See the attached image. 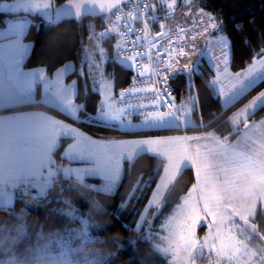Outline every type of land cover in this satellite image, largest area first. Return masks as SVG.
I'll return each mask as SVG.
<instances>
[{
	"label": "snow or ice",
	"instance_id": "obj_1",
	"mask_svg": "<svg viewBox=\"0 0 264 264\" xmlns=\"http://www.w3.org/2000/svg\"><path fill=\"white\" fill-rule=\"evenodd\" d=\"M66 4L73 10L72 19L82 20L85 12L100 13L107 25L99 33L89 25L88 43L82 45L85 56L81 64L87 62L86 76L92 78L99 96L94 112L85 111L81 117L84 106L76 103L77 81L65 83L69 69L84 74L83 67L75 69L71 61L57 69L54 76L56 94L64 105L62 112L74 120L133 138L97 140L71 123L48 116L41 126L47 141L50 170L58 167L53 153L62 134L74 138L66 155L76 160L92 156L96 161L91 169L78 167L63 171L66 174L98 171L105 178V185L113 187L124 177L126 164L131 175L136 160L142 154L151 155L157 181L140 172L127 195L129 199L136 198L149 183H154L147 203L157 207L180 188L184 172L191 170L193 180L179 195L175 211L167 217L164 227L168 234L162 238L165 243L157 247L171 258L172 264H197L198 259L206 260L207 264H264V229L253 222L257 217H264V117L250 119L258 109L264 108V88L228 117L232 131L227 134L203 131L193 135L186 132L143 135L152 131L178 132L192 123L191 114L198 110L199 100L198 94L192 92V74L198 68L194 56L200 52L201 42L214 69L207 83L215 87L226 104L235 103L264 83V32L256 29L258 35L254 37L245 31L243 23L233 22L230 27L221 13L208 11L194 0H184L191 24L176 23L173 29L161 19L160 30L154 35L150 20L156 19L157 6L151 0H134L127 12L123 0H66ZM164 4L166 16H174L177 0H164ZM32 6L46 12L53 3L33 0ZM137 22L142 27L137 28ZM110 33L117 37L118 60L133 72L130 86L118 93L114 92L113 82L104 71L108 51L103 44ZM254 38L260 41L258 53L244 68L232 71L230 63L237 60V42L250 44ZM141 47L144 52L138 50ZM161 50L164 55L156 59ZM145 58L155 63H142ZM177 70L190 74L189 95L182 96L179 102L169 83ZM137 76L141 79L137 80ZM134 116L138 119L134 120ZM12 127L10 121L0 123V128ZM6 139L10 141L0 137V149H6ZM139 220L143 221L144 217L140 216ZM202 224L206 225L207 232L199 237L197 229ZM253 238H260L261 242L253 246Z\"/></svg>",
	"mask_w": 264,
	"mask_h": 264
},
{
	"label": "trees",
	"instance_id": "obj_2",
	"mask_svg": "<svg viewBox=\"0 0 264 264\" xmlns=\"http://www.w3.org/2000/svg\"><path fill=\"white\" fill-rule=\"evenodd\" d=\"M57 4H62L66 0H55ZM200 5L205 9L214 13H221L226 22L231 24L233 22L243 23L245 31L251 33L254 37L258 35L256 29L264 32V0H198ZM33 0H0V29L7 25L10 18L16 16H24L29 14H41L42 18H38V22H33L25 36V40L33 44L32 51L25 61V68L45 67L49 73H54L61 66L69 61H75L79 64L82 56V45L84 40L89 34V25H92L98 32L102 31L107 21L103 15L96 18L84 16L80 21L74 19H67L59 23L51 22L45 16L44 11L35 10L33 8ZM161 19L165 18V14ZM254 21L250 24L249 21ZM40 24V25H39ZM111 51L113 45L111 38H105ZM260 41L253 39L250 44H241L237 42L235 63L231 66L233 70H240L246 66V62H250L251 58L259 51ZM112 53V52H111ZM109 69H112L115 88L118 91L121 87L129 84L131 80L132 71L128 67L121 65L116 61H111ZM78 73L74 72L70 76L73 78ZM80 80L79 101H84L86 111L94 112L96 102L99 99L98 93L90 91L86 93L83 88L82 79ZM188 75L186 73L178 76L173 84L175 86L178 98L189 92L187 88ZM192 91L198 94V110L195 113L197 117L203 118L206 128L216 131L218 133L227 134L232 131L231 124L228 122L230 112L234 109L223 110L219 98L214 94L212 88L208 85L206 80L199 74H194ZM256 91H252L247 96L249 97ZM246 98V97H244ZM244 100V99H243ZM241 100V101H243ZM20 107H12L0 110V112H8ZM264 116V108H261L250 119H260ZM215 117V118H214ZM198 122V121H197ZM91 131L108 136H119L115 130L99 127L94 124L86 125ZM154 132V131H152ZM150 133V132H147ZM143 133V134H147ZM234 139V136L232 137ZM68 140H64L56 151V155L60 157L63 148ZM155 161L151 155L142 154L136 160L129 175V166L125 165V175L116 190V196L113 198L111 207L116 209L117 204L124 203L126 208L119 213L115 218L112 227L124 226L126 234V250L122 255L129 259V264H170L166 255L155 249L152 244L146 239V232L150 225L151 220L157 226L164 215L170 213L175 204L179 202L178 197L186 191L193 180V173L191 170L184 172L183 180L181 181L180 188L166 199L159 207L151 208L145 219L142 227L137 229L139 217L147 208V200L150 198L151 190H154L155 184L149 183L148 187L143 189L142 193L138 194L136 198L129 199L127 192L134 182V178L140 172H145L151 176L152 181H157V176L152 170ZM61 181H67L66 177H59ZM92 181H98L97 178H92ZM82 207L87 205L81 202ZM258 227L264 229V217H257L254 219Z\"/></svg>",
	"mask_w": 264,
	"mask_h": 264
},
{
	"label": "clouds",
	"instance_id": "obj_3",
	"mask_svg": "<svg viewBox=\"0 0 264 264\" xmlns=\"http://www.w3.org/2000/svg\"><path fill=\"white\" fill-rule=\"evenodd\" d=\"M48 164L39 146L22 161L0 149V264H129L124 226L112 227L126 208L111 207L114 187L81 174L36 182Z\"/></svg>",
	"mask_w": 264,
	"mask_h": 264
},
{
	"label": "crops",
	"instance_id": "obj_4",
	"mask_svg": "<svg viewBox=\"0 0 264 264\" xmlns=\"http://www.w3.org/2000/svg\"><path fill=\"white\" fill-rule=\"evenodd\" d=\"M163 11L164 8L161 9V12ZM26 16L27 15L12 17L8 20L7 25L4 28L0 29V110L21 106V108H17L12 111L2 113L0 112V123L4 121H10L13 123V127L10 129L0 128V137L10 138V141L6 139V149H9L11 151L14 159L17 161L29 159L32 155L33 148L36 146L42 147L46 151H48L46 137L41 126V122L46 120L48 116H52L58 120H64L67 123H71L75 127L80 128L81 131L86 132L89 136H92L97 140H103L108 137L133 138L131 136H108L97 134L87 128L86 125L91 123H84L74 120L66 113L62 112L64 110H61V108H57L55 104H51L50 102H48V100H45L44 97L45 95H47L48 91L51 94L52 100L57 96L55 91L56 83H49L46 81V77L49 72L45 67L25 68L24 66L25 61L29 57L33 48L32 43L25 40V36L29 30L30 25L34 21H31ZM37 17L42 18L41 14H37ZM76 67H78L77 63ZM55 73L56 71L49 74H51L53 77ZM70 75L66 76L65 83L71 84V82L73 81V78H71ZM6 79H8L9 81L8 85H6L5 83ZM17 79H21V81L19 83H16ZM19 87H21V91H8L9 88L14 89ZM213 92L215 95L217 94L216 91ZM6 93L8 94L5 95ZM78 95L79 94H77L76 103L79 102ZM216 96L219 98L222 105L221 97L219 95ZM244 97H242L241 99L246 100L248 98V96L246 98ZM58 99L59 97L57 98V100ZM244 100H240L241 102L233 105L234 109L232 110V112H230L229 117L235 110H238L237 107H239L244 102ZM55 103L57 105V102ZM231 107L226 108L222 105L223 110L229 109ZM84 114L85 112L82 111L81 115L84 116ZM206 130L213 131L206 128V124L204 126H200L198 122L192 121L188 128L181 129L178 132L154 131L143 135H182L185 132L188 135H193ZM73 139V137L65 134H62L60 136L59 146L64 140H68V142L63 148L60 157L56 155V151L59 146L54 150L53 159L55 161V165H57L58 167H56L55 171H52L50 170L48 164L45 172L40 176L34 178L35 181H44L46 178H68L66 173L63 171L64 168L74 169L78 167H85L91 169L92 165L96 163L94 157L88 156L84 160H76L73 159L70 155H66V152L68 151V145L72 143ZM67 174L76 173L69 172ZM81 175H83L87 182L101 183L105 180V178L101 176L98 171H96L94 174L85 172ZM92 178H97L98 181H92ZM121 180H118L117 182H121ZM153 207L157 206L148 204L147 208L141 216H143L145 219L148 211ZM140 222L144 223V220H139L138 224H140Z\"/></svg>",
	"mask_w": 264,
	"mask_h": 264
},
{
	"label": "rangeland",
	"instance_id": "obj_5",
	"mask_svg": "<svg viewBox=\"0 0 264 264\" xmlns=\"http://www.w3.org/2000/svg\"><path fill=\"white\" fill-rule=\"evenodd\" d=\"M194 3L195 4H198V5H200V3H199V1L198 0H194ZM201 6V5H200ZM207 10V9H206ZM209 11V10H208ZM166 13H167V10L166 11H164V14H165V18H164V20H165V22L168 24V26L169 27H172L173 29H175V25H176V23H178V22H180V21H182V20H191V16L189 15V14H187V12H186V6H185V4H184V0H177V6H176V8H175V15L174 16H171V17H169V16H166ZM26 17H28L31 21H34V22H38L39 20H38V18H37V14H29L28 16H26ZM40 25V24H39ZM94 28V27H93ZM95 30V29H94ZM97 33H99L97 30H95ZM88 36H89V34L87 35V37L85 38V40H84V44H87L88 43ZM110 38H111V43H112V45H113V50H114V48H115V39H114V37H113V34L112 33H110ZM33 45V44H32ZM103 46L105 47V49L108 51V59L106 60V62H105V64H104V71H105V73L107 74V76H108V78L110 79V80H112V82H113V86H114V88H115V84H114V78H113V75H112V69H109V64H110V62L112 61V51H111V49H110V47L107 45V44H105V42H104V44H103ZM200 48H201V50H200V52L196 55V56H194V60H195V62H196V64L198 65V68L196 69V72H198L205 80H206V82L208 81V79L211 77V75H213L214 74V69L212 68V61H211V59H210V57L207 55V50H206V48H205V46L203 45V42H201L200 43ZM84 56H85V53H84V51L82 50V58H81V61L83 60V58H84ZM81 61L79 62V64L77 63V62H75V61H71V62H73V65H74V68L75 69H79L80 67H83V69H84V74H78V75H75L74 77H73V79L72 80H76L77 81V89H78V91H79V85H80V83H79V79H82V82H83V88H84V90H85V92L86 93H89L90 91H95L96 92V90H95V88H94V85H93V80H92V78L91 77H87L86 76V72H87V62L85 61L83 64H81ZM76 63L78 64V67H76ZM231 64L232 63H230V68H231V70L232 71H239V70H233V68H232V66H231ZM126 67H128V65L127 64H124ZM62 67L63 66H61L59 69H62ZM183 71V70H182ZM72 72L74 73H76L77 71H75V70H73V69H70V71H68V73L66 74V76H69L70 74H72ZM185 72V71H184ZM195 72V73H196ZM78 73V72H77ZM187 75H188V78H189V73H187V72H185ZM194 73V74H195ZM194 74H192L193 75V77H194ZM55 76V75H54ZM54 76L52 77V75L51 74H47V77H46V81L47 82H49V83H55V78H54ZM66 76H65V80H66ZM17 77H18V75H17ZM52 77V78H51ZM15 80V79H14ZM13 80V81H14ZM21 81V79H17V81H16V83H19ZM193 82H194V80H193ZM6 85H8V83H9V81H8V79H6ZM211 88H212V90L213 91H216L215 90V87L214 86H210ZM262 88H264V83H262V84H260V85H257L256 87H254L252 90H250L247 94H246V96L245 97H247V95L249 94V93H251L252 91H256V92H254L253 94H251L246 100H244V102L239 106V107H237V109H239V108H241L245 103H247V101L249 100V99H251L252 98V96H254V95H256L257 94V92L259 91V90H261ZM8 91H21V87H19V88H14V89H10L9 88V90ZM78 91H77V94H79L78 93ZM193 92V94H197L195 91H192ZM8 93H6L5 95H7ZM189 95V92H184V94H182V96L183 97H187ZM216 95H218V94H216ZM181 96V97H182ZM180 97V98H181ZM244 97V96H243ZM45 100H48V102H50L51 104H55V106H57V108H61V110H64V105H63V103L61 102V100H60V98L57 100V96L52 100V97H51V94H50V92L48 91V93H47V95H45ZM76 98H77V96H76ZM242 98V97H241ZM239 99V100H237L235 103H229V104H226L225 102H224V98L223 97H221V102H222V105L223 106H225L226 108H228V107H231V106H233L234 104H236V103H238V102H241L240 100H243V99ZM180 100V99H179ZM55 102H57V105H56V103ZM78 104H80V105H83L84 106V112L86 111V105H85V102L84 101H79L78 102ZM234 107V106H233ZM258 110H260V109H258ZM257 110V111H258ZM235 111H237V110H235ZM234 111V112H235ZM256 111V112H257ZM87 112V111H86ZM80 115H81V113H80ZM81 117H83V115H81ZM264 117V116H263ZM203 119V118H202ZM252 120H259V119H252ZM191 121H193V122H197L198 121V123H199V125L200 126H204L205 125V123H204V120H203V123L201 122V118H200V116L199 117H197L196 115H195V113L193 112L192 114H191ZM82 122V121H81ZM201 122V123H200ZM232 127V126H231ZM207 131V130H206ZM59 177H57V179H58ZM50 180H53V179H49V178H46L44 181H36V182H40V183H46V182H48V181H50ZM120 182V181H119ZM119 182H116V185L114 186V189H115V191H116V189H117V186H118V184H119ZM89 184H91V185H94V186H103V185H105V180L104 181H102L101 183H94V182H88ZM175 211V208L170 212V213H168V214H166V215H164L163 216V218H161V220H160V222L158 223V225L156 226L155 224H154V222L151 220V222H150V225H149V227H148V229H147V232H146V239L152 244V246L155 248V249H157L158 251H160L161 253H163L164 255H166L167 256V254H165L164 252H162L161 250H160V248H158L157 247V245H163L164 243H165V241L162 239L163 237H165V236H167V234H168V232H167V229L164 227V224L166 223V221H167V217L168 216H170L171 214H172V212H174ZM254 222V221H253ZM142 225H143V223L142 222H140V224H137V229H140L141 227H142ZM205 232H207V227H206V225H204V224H202V225H200L199 227H198V229H197V235L199 236V237H203V235L205 234ZM261 242V240H260V238H253V241H252V245L253 246H255V245H258L259 243ZM205 255H207V253H205ZM168 257V256H167ZM168 259H169V263L170 264H172V262H171V258L170 257H168ZM197 264H207V262H206V260H204V259H198L197 260Z\"/></svg>",
	"mask_w": 264,
	"mask_h": 264
},
{
	"label": "built area",
	"instance_id": "obj_6",
	"mask_svg": "<svg viewBox=\"0 0 264 264\" xmlns=\"http://www.w3.org/2000/svg\"><path fill=\"white\" fill-rule=\"evenodd\" d=\"M132 2H134V0H131L129 3H127V4L124 5V7H125V11H126V12L129 11V10H131V3H132ZM151 2L157 6V7H156V18H157V17H158V5L161 4V3L163 4V3H164V0H151ZM149 16H151V13H149ZM155 20H156V19H155ZM155 20H150V26H151V30H152V32H153V35H154V33H155L156 31H159V30H160V27H155ZM185 23L189 24L188 22H182L181 25H183V24H185ZM135 26H136L137 28L142 27V25H141L139 22H137ZM160 42L163 43V41H160ZM138 50L141 51V52H144V51H145V49H144L143 47L139 48ZM163 55H164L163 50H161L159 56L156 57V59H159V58L162 57ZM113 58H114V60H116L117 62H120V61L118 60L117 56H116V52H114ZM142 63L154 64L155 61H154V60H149L148 58H145V59L142 61ZM180 73H181L180 70L174 72V73L172 74L171 78H170V81H169V83H170L171 86H172V89L174 90V94L176 95V97H177V93H176L175 87H174V85H173V79L177 76L176 74H180ZM132 77H133V72H132L131 78H132ZM136 79H137V80H140L141 78H140L139 76H137ZM130 84H131V80H130L129 84H127L126 86L121 87V88L129 87ZM138 86H139V85H138ZM121 88H120V89H121ZM120 89H119V90H120ZM119 90L117 91V93L119 92ZM137 118H138V117H136V116L133 117L134 120L137 119Z\"/></svg>",
	"mask_w": 264,
	"mask_h": 264
},
{
	"label": "water",
	"instance_id": "obj_7",
	"mask_svg": "<svg viewBox=\"0 0 264 264\" xmlns=\"http://www.w3.org/2000/svg\"><path fill=\"white\" fill-rule=\"evenodd\" d=\"M129 1L130 0H123V4ZM52 3L53 7L51 9H48L46 12L44 11L45 16L49 21L59 23L67 19H72L71 17L73 15V10L66 4V2L59 5L55 0H52ZM99 15L103 14H88L87 12H85L84 16L96 18Z\"/></svg>",
	"mask_w": 264,
	"mask_h": 264
}]
</instances>
